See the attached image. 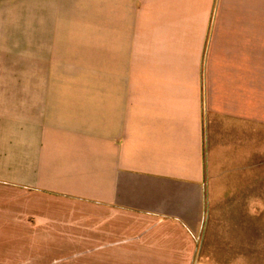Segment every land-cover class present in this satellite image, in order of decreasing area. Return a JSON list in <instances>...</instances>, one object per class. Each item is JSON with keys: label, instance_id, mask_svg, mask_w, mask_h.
Returning <instances> with one entry per match:
<instances>
[{"label": "crops", "instance_id": "1", "mask_svg": "<svg viewBox=\"0 0 264 264\" xmlns=\"http://www.w3.org/2000/svg\"><path fill=\"white\" fill-rule=\"evenodd\" d=\"M8 19L0 264H264L242 186L264 127V0H101L98 44L56 26L14 44Z\"/></svg>", "mask_w": 264, "mask_h": 264}, {"label": "rangeland", "instance_id": "2", "mask_svg": "<svg viewBox=\"0 0 264 264\" xmlns=\"http://www.w3.org/2000/svg\"><path fill=\"white\" fill-rule=\"evenodd\" d=\"M40 1L11 0L5 5L0 3V13L8 14V25L13 30L11 42L37 44V31L42 29L45 30V43L51 44L56 26L60 31L74 33L72 36L64 35L61 40L63 43H100L101 0ZM41 38L43 39L40 36V40ZM16 70L15 68V74ZM246 164L247 174L252 180L245 181L242 186L251 187L252 193L248 196V201L258 210L254 212V220L264 221V127L255 125L253 128ZM243 167L245 165L235 161L231 171L240 175L244 171ZM5 251L6 246L0 244V252Z\"/></svg>", "mask_w": 264, "mask_h": 264}]
</instances>
